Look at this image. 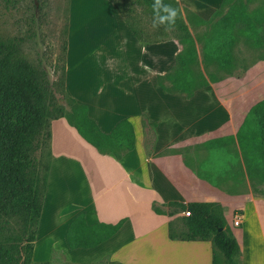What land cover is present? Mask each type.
Instances as JSON below:
<instances>
[{
	"label": "crops",
	"instance_id": "1",
	"mask_svg": "<svg viewBox=\"0 0 264 264\" xmlns=\"http://www.w3.org/2000/svg\"><path fill=\"white\" fill-rule=\"evenodd\" d=\"M176 1L203 20L209 19L223 2ZM119 13L117 9L113 12L128 73L120 91L115 90L113 80L106 88L100 86L98 91L92 88L87 92L81 87L79 80L84 77L99 81L97 64L100 60L108 61L111 69L116 64V57L94 49L88 55H84V51L81 53L82 65L78 67L76 77L72 78L71 66L67 64L65 92L76 104L87 109L89 117L105 135L111 134L119 123L130 122L135 133V147L121 159L103 155L82 138L68 115L51 120V165L35 245L45 223L50 224L49 237L54 238L59 229L55 222L65 218L62 242L58 244L59 240L55 238L52 243H45L41 252L48 256L44 260H48L55 250L71 254L80 263L108 258L109 263L116 264H213L212 241L188 239L185 224L192 215L186 216L188 210L183 209L192 203H209L215 211L222 212L220 216L225 229L239 244V264H264V195L251 190L252 172L244 167L246 174L243 177L239 171L235 173L232 166L225 175L212 176L217 169L210 168L207 157L177 155L171 151L176 147L178 134L185 137L190 126L191 129L193 126L202 129L207 125L205 118L209 112H204L201 98L208 86L198 89L191 98L185 93H168L162 89L157 78L177 65L183 46L175 38L151 44L140 42ZM193 103L200 108L193 111ZM192 112L194 117H188ZM218 117H223V113L217 114L213 122H217ZM144 119L150 126L156 123L154 129L150 127L155 133V144L151 155L146 157L140 150ZM179 126L185 129L178 130ZM191 133L193 131L187 138ZM191 143L181 140L179 145L184 147ZM217 147L233 150L234 146ZM214 180L221 181L222 186L216 185ZM237 184L245 189L229 190L228 186ZM172 207L176 210L171 211ZM226 210L234 213L233 219L228 221L224 217ZM79 216L84 217L87 227L122 224L116 233L96 246L71 249L68 227ZM235 221L240 222L238 226ZM244 223L247 224L244 233L233 231L231 225L238 228ZM253 227L259 232L260 245L251 241L254 239L251 237ZM40 261L43 260L35 262Z\"/></svg>",
	"mask_w": 264,
	"mask_h": 264
},
{
	"label": "rangeland",
	"instance_id": "2",
	"mask_svg": "<svg viewBox=\"0 0 264 264\" xmlns=\"http://www.w3.org/2000/svg\"><path fill=\"white\" fill-rule=\"evenodd\" d=\"M133 1L0 0V43L13 47L14 61L30 67L37 80L44 81L47 90L44 103L48 112L46 126L43 134L39 136V147L32 155L34 167L31 166L42 183L51 161L50 142L47 138L50 132V121L61 115L75 118L79 112V105L65 92L67 64L69 63L71 66L70 75L74 78L78 73V67L82 65L81 53L84 51V55H88L91 50L100 49L106 51V54L116 57V64L111 69L112 65L108 61L104 63L102 58L103 60L97 64L100 74L99 81L96 82L97 79L94 80L93 77H84V80H79L81 87L85 88L87 92L92 91V88L98 91L100 86L106 88V85L113 80L116 83L114 84L115 90L120 91L119 87L123 86V82L127 80L128 73L116 34V20L113 12L117 8L114 3L125 6L122 7L125 18L144 32L143 34L150 40V44L175 38V33L181 34L176 28L165 30V27L160 33L152 26L153 13L150 7L144 3L131 6ZM222 3L207 20L196 17L190 10L179 6V14H181L182 21L187 26L197 50L198 62L190 67L193 77L198 82L202 80L200 77L208 82V88L201 98V104L205 109L204 112L209 113L205 118L206 123L208 122L207 125L202 129L197 126H193L191 129L190 126L185 132L188 133L185 135L186 138L183 134H178L176 147L171 151H175L177 155L207 157L210 160V168L214 167L218 170L212 176L215 174L218 177L222 174L225 175L234 166L235 173L239 171V174L244 177L246 174L244 167L249 166L253 177V179L250 178L251 190L259 195H264V159L261 149L263 145L256 135L259 130L258 126L254 124L255 117L250 113L256 104L264 100V45L259 46L256 40L251 39L238 29L242 26L238 18L255 22L264 18V0H232L223 8ZM231 7H237L239 14L235 20L231 21L232 28L226 29L224 20ZM218 49L231 53L232 67L230 69L220 67L216 60ZM208 55L212 56L209 63L206 62ZM76 56L79 57V60L75 59ZM103 57L107 58L106 55ZM165 84L170 87L169 82ZM193 106V111L200 108L196 103H193ZM214 112L216 113L214 114ZM222 113L223 117H218V123L213 122L215 116ZM188 117H194V113H190ZM142 126L144 129L140 132L142 134L140 150L146 157L152 153L155 133L145 119L142 121ZM183 129H185L184 126L178 127V130L183 131ZM196 130L200 131L196 132ZM192 131L193 133L187 138ZM181 140H189L192 145H183L184 147H182L179 145ZM214 140L220 142L215 143ZM231 144L234 146L233 150L217 147H229ZM241 144L243 147L240 146ZM235 166H239V168L236 169ZM214 182L216 185L222 186L221 181L214 180ZM228 187L229 190L245 189L240 184ZM246 190L249 188L247 187ZM12 210H8V215L0 219V246L8 250L10 257L14 259L11 264H24L27 256L25 248L27 238L33 230H36L37 234L39 228L31 227L29 231H24V217L19 213L18 208L15 209V212ZM173 210H176V207H172L171 211ZM214 214L220 217L222 212L214 211ZM223 215L228 221L234 217V213L230 210L223 211ZM64 221L65 218L55 222L59 225V229L55 231L54 238L52 235H50L51 238L49 237L50 224L45 223L43 230L38 235V243L36 245L35 242L33 243L35 252L33 249L30 264H111L108 262V258L80 263L71 254L65 255L57 253L55 250L48 260H44L48 254L44 255L41 248L45 243L55 241V238L59 240L58 244H61L63 236L61 234L65 229ZM35 224L36 222L33 225ZM246 226V223L238 228L231 225L233 231L239 233H244ZM251 237H254L251 239L252 242L260 245L261 238L257 228L251 229ZM218 255V264H227L224 255L220 252ZM34 257L35 261H43L35 262L33 261ZM236 259L239 264V255ZM8 260L9 258L4 262L6 263Z\"/></svg>",
	"mask_w": 264,
	"mask_h": 264
},
{
	"label": "trees",
	"instance_id": "3",
	"mask_svg": "<svg viewBox=\"0 0 264 264\" xmlns=\"http://www.w3.org/2000/svg\"><path fill=\"white\" fill-rule=\"evenodd\" d=\"M231 1L224 0L222 8ZM142 3L147 4L152 11L153 0H134L131 2V6L142 5ZM165 3H170L180 10V5L176 0H165ZM114 5L135 37L140 42L149 44L150 40L146 38L144 32L125 18L122 8L125 6L117 3ZM131 11L133 12V10ZM237 14H239L237 7H231L224 20L226 29L232 28L231 21L238 17ZM238 19L242 24L238 29L251 39L256 40L259 46H263L264 18L256 22ZM163 27L166 28L163 25L156 29L161 33ZM173 28L181 32V34L174 33L175 39L183 46V49L178 54L177 65L172 71L158 76V84L168 93H185L188 98H191L198 89L207 87L208 82L200 76L201 82L193 77L190 67L198 62L197 50L187 26L182 21L181 14ZM211 57V55L206 56L207 63L212 60ZM216 60L222 69L232 67L230 52H222V49H218ZM34 74V71L27 65L14 61L13 47L0 43V219L8 215L12 209V212H15V209L18 208L19 213L24 217V231L26 232L31 227L38 228L51 165L50 161L43 183L37 177L36 172L31 169V166L34 167L32 155L39 147L38 139L43 134L48 113L44 104L47 97L44 81L37 80ZM168 81L170 87L165 84ZM78 110L77 116L75 118L69 116L70 119L82 138L96 147L101 154L113 155L115 158L121 159L126 152L134 149L135 133L130 122L119 123L111 134L105 135L89 117L86 108L79 106ZM250 113L255 117L254 124L258 126L259 132L256 135L263 145L261 149L264 159V100L256 104ZM151 126L154 129L156 123H152ZM49 136L50 132L47 138ZM219 142L218 140L217 143ZM248 167L246 169L249 172L251 168ZM183 209L188 210L192 215V219L185 224L188 239L191 241L211 240L214 246L213 264L219 263L218 252L224 255L227 264H237L236 257L240 253L239 244L233 235L225 229V222L221 216L214 214L215 207L209 203H192L183 206ZM35 222L36 224L33 225ZM121 224L87 227L84 217L79 216L68 229V243L71 249L96 246L116 233ZM35 240L36 230H33L27 238L25 247L27 256L24 264H30ZM7 258L9 260L5 263L4 260ZM12 260L14 259L10 257L9 251L0 246V264H11Z\"/></svg>",
	"mask_w": 264,
	"mask_h": 264
},
{
	"label": "clouds",
	"instance_id": "4",
	"mask_svg": "<svg viewBox=\"0 0 264 264\" xmlns=\"http://www.w3.org/2000/svg\"><path fill=\"white\" fill-rule=\"evenodd\" d=\"M153 12V28L165 25V30L173 28L179 18V9L165 0H153L151 5Z\"/></svg>",
	"mask_w": 264,
	"mask_h": 264
},
{
	"label": "built area",
	"instance_id": "5",
	"mask_svg": "<svg viewBox=\"0 0 264 264\" xmlns=\"http://www.w3.org/2000/svg\"><path fill=\"white\" fill-rule=\"evenodd\" d=\"M186 216L191 217V213L190 212H186ZM239 221H235V225L238 226L239 225Z\"/></svg>",
	"mask_w": 264,
	"mask_h": 264
}]
</instances>
